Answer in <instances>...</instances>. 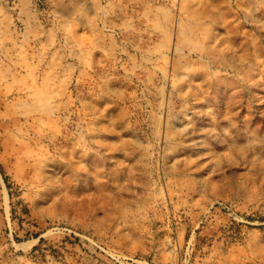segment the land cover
<instances>
[{"label":"rangeland","instance_id":"obj_1","mask_svg":"<svg viewBox=\"0 0 264 264\" xmlns=\"http://www.w3.org/2000/svg\"><path fill=\"white\" fill-rule=\"evenodd\" d=\"M0 264H264V0H0Z\"/></svg>","mask_w":264,"mask_h":264}]
</instances>
